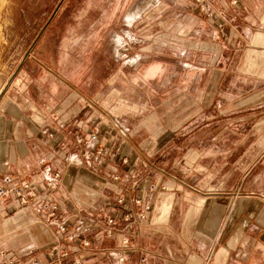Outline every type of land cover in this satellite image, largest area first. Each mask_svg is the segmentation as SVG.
<instances>
[{"label": "rangeland", "instance_id": "rangeland-1", "mask_svg": "<svg viewBox=\"0 0 264 264\" xmlns=\"http://www.w3.org/2000/svg\"><path fill=\"white\" fill-rule=\"evenodd\" d=\"M263 16L264 0H0V94L38 64L79 93L82 125L94 129L97 116L102 127L83 151L94 167L83 152L81 167L103 173L85 188L73 181L71 201L87 190L83 208H103L101 194L124 187L138 208L121 216L122 244L151 210L129 184L130 158L150 196L167 180L174 192L224 198L234 225L244 193L264 199V55L246 62Z\"/></svg>", "mask_w": 264, "mask_h": 264}, {"label": "crops", "instance_id": "crops-1", "mask_svg": "<svg viewBox=\"0 0 264 264\" xmlns=\"http://www.w3.org/2000/svg\"><path fill=\"white\" fill-rule=\"evenodd\" d=\"M261 21L264 22V16ZM260 54L264 55V33L256 32L246 52V62L252 64L253 57ZM26 69L21 67L0 94V187L3 178L10 176L16 182L30 180L38 193H45L43 167L51 166L59 172L60 180L57 189L47 195L61 207L68 232H58L54 224L59 214L50 219L48 208L24 211L0 200V262L14 259L25 264L39 259L46 263L47 252L58 248L68 251L62 264H76L77 260L79 264H264L262 196L244 193L238 200L239 217L232 225L224 198L200 200L191 192L183 194L177 192L178 188L174 192L167 180L166 193L150 196L149 177L136 174L137 162L133 158L129 159L128 165L132 167L128 181L134 182L133 189L141 188L136 192L138 197L147 194L149 218L141 223L135 237H127L128 244L121 243L124 236H129V232H119V226L125 225L122 220L112 226L113 236L106 237L105 231L110 228L107 217L116 214L121 219L124 206L132 212L138 208L129 201V193L123 196L125 189L121 185L113 188L111 196L104 197L102 193L103 208H83L89 203L87 190L85 196L83 191L79 192L81 202L77 205L71 201L70 193L73 181H80L85 188L103 173L101 169L97 175L82 169L84 147L76 142L92 130L99 133L100 122L95 123L97 116L93 119L92 115L89 124H95V128L82 125L88 113L83 112L79 93L69 87L70 83L52 75L42 64L34 73ZM59 123L64 127L60 128ZM72 153L79 155L80 164L70 162ZM165 195L175 197L173 204L166 206L161 202ZM119 198L123 199L122 205L117 204ZM145 200L142 198L143 203ZM94 210H102L104 217H97ZM83 240L90 241L89 247L82 246ZM119 256L124 258L123 263H117Z\"/></svg>", "mask_w": 264, "mask_h": 264}, {"label": "built area", "instance_id": "built-area-1", "mask_svg": "<svg viewBox=\"0 0 264 264\" xmlns=\"http://www.w3.org/2000/svg\"><path fill=\"white\" fill-rule=\"evenodd\" d=\"M59 127L63 128L64 124L59 123ZM51 136V135H50ZM99 137L97 134L91 133L88 134L87 137L80 136L77 138L76 142L79 146H83L87 150L91 148L89 145L90 143L97 142ZM85 155V158L87 160V163L89 165L95 164V160L92 156V154H88L86 151L83 152ZM70 162L72 164H80V159L78 155H72L70 158ZM94 163V164H93ZM97 166V165H96ZM60 180V174L57 171H54L51 166L45 165L43 167V175H42V182L46 188L45 193H38L37 190L34 188V183L30 180H22L20 182L13 181V178L10 176H6L3 178L2 181V187H0V200L3 202L12 203L17 208H22L24 211L29 208H35L37 211L40 210V208H48L49 210V218L53 219L58 214V220L54 224L57 226L58 232L60 234H66L68 232L67 227V219L64 216V214L60 210V206L52 200H49L47 193L53 192L57 189V186L59 184ZM140 200L137 198L135 201L136 205H140ZM117 204L122 205L123 199L119 198L117 200ZM128 207L124 206L122 210V214H124V218L127 221V219L130 218ZM127 218V219H126ZM120 218L116 214H112L109 217H107V225L110 227L107 231H105L106 237H112L113 236V229L112 226L116 224L117 221H119ZM78 231V229H77ZM69 240H72V237L69 236ZM90 241L83 240L82 246L84 248L89 247ZM1 255H4V252L1 253ZM68 256V251L66 250H60L58 248L50 249L47 254V262L43 263L39 259H31L29 262H26L25 264H62L63 260ZM119 263L124 261L123 257H119L118 259ZM76 264H79V261L77 260L75 262ZM0 264H20L18 261L14 259H7L5 262H0Z\"/></svg>", "mask_w": 264, "mask_h": 264}]
</instances>
